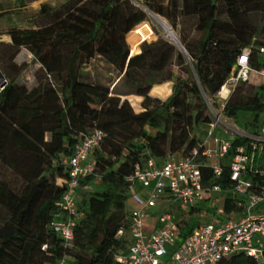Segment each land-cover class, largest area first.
Returning <instances> with one entry per match:
<instances>
[{"label":"trees","instance_id":"trees-1","mask_svg":"<svg viewBox=\"0 0 264 264\" xmlns=\"http://www.w3.org/2000/svg\"><path fill=\"white\" fill-rule=\"evenodd\" d=\"M142 1L174 29L181 19H193L198 38L181 36L182 52L159 37L131 56L129 39L148 25L142 9L128 0H69L61 10L42 5L43 26L10 31L11 42L0 43V70L8 79L0 94V164L20 182L15 189L0 176V264H56L65 255L70 264H119L115 257L130 245L126 203L135 166L198 146L195 128L213 122L206 98L221 90L245 48L264 45L256 38L264 21L254 16L264 0ZM22 49L32 54V63L15 62ZM96 58L119 74L112 89L83 74ZM32 64L40 65L38 84L29 89L20 80ZM157 75L161 79L154 81ZM168 81L175 83L170 97L150 96L155 84ZM239 86L224 115L252 116L239 127L255 132L264 112V85ZM130 95L143 97L142 112L123 99ZM95 129L106 136L94 152L95 171L80 181L78 193L88 183L101 182L103 191L95 195L102 201L89 206L101 213L97 232L102 239L93 246L95 229L79 219L73 245L65 248L52 228L56 204L66 192L59 179L69 175L63 160L73 155L83 134ZM246 142L236 138L229 156ZM218 183L231 185L228 171ZM77 207L82 213L78 200ZM199 222L190 217L183 235ZM120 230L124 235L117 237ZM219 264L260 263L235 254Z\"/></svg>","mask_w":264,"mask_h":264},{"label":"built area","instance_id":"built-area-1","mask_svg":"<svg viewBox=\"0 0 264 264\" xmlns=\"http://www.w3.org/2000/svg\"><path fill=\"white\" fill-rule=\"evenodd\" d=\"M128 1L145 8L142 0ZM244 83L264 85V45L247 47L237 58L216 95L222 111L236 87ZM7 85L8 79L0 76V94ZM220 121H224L221 115L206 125L209 136ZM228 126L236 132L231 138H199L198 146L187 153L169 154L162 162L149 158L135 166L128 179L132 184L127 201L130 245L126 253L115 257L117 263L219 264L245 254L264 264V112L255 132ZM105 136L99 129L83 134L73 155L63 160L69 175L59 179L66 192L56 204L52 228L65 248L72 247L82 216L77 207L80 181L94 173V152ZM192 136L198 135L193 132ZM236 138L247 142L229 156ZM225 171L231 182L227 188L218 183ZM192 216L200 222L184 236L185 222ZM123 235L120 230L117 237ZM70 262L72 258L65 255L56 264Z\"/></svg>","mask_w":264,"mask_h":264},{"label":"rangeland","instance_id":"rangeland-1","mask_svg":"<svg viewBox=\"0 0 264 264\" xmlns=\"http://www.w3.org/2000/svg\"><path fill=\"white\" fill-rule=\"evenodd\" d=\"M69 0H0V39L2 42L0 43H10L11 39L7 36L10 31L18 30V29H28V28H35L37 29L40 26H43L47 19L43 14H40V10L42 5L47 4L51 7L61 10L63 8L68 7ZM167 0H165V5L167 4ZM142 5L146 8H141L147 16L146 22L148 25L144 26L143 28L136 31V33L129 39L132 46L129 44L128 40L127 43L130 46L131 56H134V50L138 48L141 49V45L144 42L151 43L156 41L159 37L165 39L166 41L173 44L176 48L180 50L177 43H174L169 35L165 32L163 25L159 20L164 21L169 26V21L152 12L148 9L145 3L142 1ZM137 7V6H136ZM140 9V8H139ZM158 16V17H157ZM258 21H264V2L262 3L261 10L259 13L254 15ZM179 26L172 30L176 33L178 40L181 43L180 37L186 36L187 39L190 41H195L199 33L194 28V20L193 19H181L178 22ZM8 37L6 40L5 37ZM256 38L259 41L264 42V32L261 33V29L257 31ZM127 39V37H126ZM182 44V43H181ZM33 56L32 54L27 51L26 49H22L19 55L16 57L15 62L18 65L23 63H32ZM38 66L32 64L31 68L22 76L20 83L26 85L29 89L37 86L38 82L36 79V71ZM174 70H177L174 68ZM83 74L93 80H100L104 84L111 85L110 88L112 89L114 84L118 82L119 74L105 61L101 60L100 58H96L91 60L84 68ZM161 79L160 75H157L154 81H159ZM258 86L251 83H246L244 85H240L239 87L243 88L244 90L249 89V87ZM238 87V86H237ZM206 103L208 106L209 116L213 122L217 120L218 116H222L224 121H220L212 136H209V128L206 126L198 125L195 128L194 134L198 135L196 138H208L214 139L215 137L227 139L236 135L235 130H233L228 125H235L237 128L242 130L239 127V122H244L246 120H251L252 116L250 115H240L236 117V119L228 118L224 115V111H222V103L219 101L216 96L212 98H206ZM214 108V111H213ZM216 110V111H215ZM228 128V129H227ZM228 130V133L225 132ZM0 176L6 177L12 184L15 189L19 187L20 182L19 179L16 178L14 175L11 174L10 171L5 169L0 164ZM103 189L101 187V182H91L86 184L78 193L77 200L81 205L82 216L80 218L81 221L91 225L95 229V233L93 236V246H96L102 239L101 235L98 234L97 226H98V219L101 216V213L89 205L90 203L101 202L102 200L96 197V193L102 192ZM128 203H126V209H128ZM179 215V214H178ZM204 220L205 218H201Z\"/></svg>","mask_w":264,"mask_h":264},{"label":"crops","instance_id":"crops-1","mask_svg":"<svg viewBox=\"0 0 264 264\" xmlns=\"http://www.w3.org/2000/svg\"><path fill=\"white\" fill-rule=\"evenodd\" d=\"M36 66H38V68L40 67V65H36ZM175 73L176 74L178 73L177 70ZM174 86H175L174 81L155 84L150 91V96L153 98H158L160 100H166L168 97H170L173 94ZM123 99H127L131 103L135 112L139 113L143 111V107H142L143 97L130 95L124 97Z\"/></svg>","mask_w":264,"mask_h":264},{"label":"bare ground","instance_id":"bare-ground-1","mask_svg":"<svg viewBox=\"0 0 264 264\" xmlns=\"http://www.w3.org/2000/svg\"><path fill=\"white\" fill-rule=\"evenodd\" d=\"M161 22V24L163 25L162 28H164L165 32L169 35V37L171 38V40L174 42V43H178V39L177 37L169 30V28L166 26L165 22L162 21V20H159ZM6 40H8V37L6 36L5 37ZM224 93H225V90H224ZM223 97H226L225 95ZM224 99V98H223Z\"/></svg>","mask_w":264,"mask_h":264},{"label":"water","instance_id":"water-1","mask_svg":"<svg viewBox=\"0 0 264 264\" xmlns=\"http://www.w3.org/2000/svg\"><path fill=\"white\" fill-rule=\"evenodd\" d=\"M158 17V16H157ZM166 24V23H165ZM166 26L169 28V30L177 37V35H176V33L172 30V27L171 26H169L168 24H166ZM178 39V38H177ZM177 45H178V47L180 48V50L182 51V52H185V50H184V48H183V46H182V44L180 43V41L178 40V43H177ZM0 76L1 77H3V75H2V73L0 72Z\"/></svg>","mask_w":264,"mask_h":264}]
</instances>
